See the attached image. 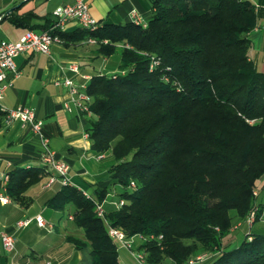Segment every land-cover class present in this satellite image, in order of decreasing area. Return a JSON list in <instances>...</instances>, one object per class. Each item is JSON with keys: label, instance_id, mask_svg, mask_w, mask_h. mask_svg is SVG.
I'll return each instance as SVG.
<instances>
[{"label": "trees", "instance_id": "16d2710c", "mask_svg": "<svg viewBox=\"0 0 264 264\" xmlns=\"http://www.w3.org/2000/svg\"><path fill=\"white\" fill-rule=\"evenodd\" d=\"M151 6L146 26L98 21L75 30L96 39L99 54L120 55L116 71L94 73L87 82V132L97 155L113 157L111 181L95 198L61 185L47 204L81 229L66 239L82 264H119L94 203L116 185L122 190L105 219L140 240L134 250L149 264L163 257L186 264L208 252L214 255L204 264H264V229L249 231L246 222L251 211L256 221L264 210V70L248 54L261 10L248 0H151ZM36 17L14 10L3 19L27 24ZM54 25L43 30L68 38ZM4 113L0 108V127ZM9 174L6 194L26 205L24 192L45 170ZM236 219L241 236L232 232Z\"/></svg>", "mask_w": 264, "mask_h": 264}, {"label": "crops", "instance_id": "0c3cea01", "mask_svg": "<svg viewBox=\"0 0 264 264\" xmlns=\"http://www.w3.org/2000/svg\"><path fill=\"white\" fill-rule=\"evenodd\" d=\"M73 1L0 0V17L10 8L18 15L28 11H34L37 15L27 24H15L4 17L0 19V29L5 27L0 33V40L16 41L29 27L43 31L55 20L53 9ZM248 1L261 10L256 27L248 34L251 41L248 54L259 67L264 62V0ZM88 3L91 16L101 24L130 22L132 9L147 21L152 12L151 0H88ZM79 27L76 20L68 21L62 30L68 38L54 41L48 53L33 51L17 55L15 63L19 73L13 77L12 85L0 100V104L7 109L29 107L35 117L43 121L40 135L34 133L31 123L4 113L0 127V197L7 195L3 175H10L17 168L42 167L45 170L41 179L24 192L29 199L28 204L23 205L8 195V201L0 199V232H9L15 238V247L9 253L3 250L0 240V264H47L48 261L50 264H82L81 252L66 239L69 233L82 235L81 229L74 226L72 216L67 218L70 223L60 225L63 212L47 204V200L62 184L56 181L47 186L46 174L50 169L41 160L43 139L47 140L48 146L59 158L69 163L68 183L93 198L97 189L110 185L108 171L113 157L109 153L99 156L92 149L91 139L87 136L89 116L80 111L75 103V95L63 81L65 78L75 82L81 80L79 74L68 68L70 63H77L81 72L90 76L116 71L114 66L108 71L104 70V67L108 68V60L114 53L110 56L99 54L98 46L88 39V33L80 37L75 31ZM98 58L102 59V64L96 63ZM119 60L120 55L117 66ZM117 201L110 190L102 204L108 209ZM38 215L43 218L44 226L38 225L35 220ZM28 219L30 222L26 226H16L17 221Z\"/></svg>", "mask_w": 264, "mask_h": 264}, {"label": "built area", "instance_id": "2783aa9c", "mask_svg": "<svg viewBox=\"0 0 264 264\" xmlns=\"http://www.w3.org/2000/svg\"><path fill=\"white\" fill-rule=\"evenodd\" d=\"M52 14L55 19L54 26H64L70 20H76L80 26H85L88 24L98 23L94 19L89 11L88 0H74L72 3L64 4L57 6L53 9ZM131 18H141L142 21L146 22L141 15L135 10H131ZM61 37H45V30L43 31H25L18 40L12 41L8 39L0 40V100L3 98V95L6 89L12 85L13 77L17 76L19 70L15 63V57L22 52H43L48 53L50 51L51 44L60 40ZM96 43V39H95ZM68 68L76 74H79L81 80L75 82L71 78H65L63 83L69 87L70 91L75 95V103L80 109L81 112L86 115H91L90 103L92 101V96L90 94H81V87H83L87 81V78L90 76L81 72L80 67L77 63H70ZM8 117L17 118L22 122H29L32 125V129L36 134H42L43 121L37 119L34 115V112L29 107H14L12 108V114ZM88 136V132H87ZM44 151L41 155V160L43 163L49 164L50 166H57V174H50V183L58 181L62 185L68 184L69 182V163L59 158L55 151L48 146L46 139H43ZM4 183V175L2 177ZM47 185V186H49ZM257 192L254 191V194ZM0 199L6 201L4 196H1ZM95 208L97 215L106 221L104 212L105 208L102 202L94 200ZM123 203H120L122 205ZM120 205H116L119 207ZM255 219V211H251L247 216L246 222L249 226L252 225ZM38 225L44 226L43 218L38 215L35 217ZM104 221V222H105ZM30 222L28 220H19L16 222L17 227L26 226ZM107 232L114 242L118 243V247H125L133 252L134 241L132 237H127L126 233L119 227H114L107 224ZM0 240L2 242L3 250L7 253L13 251L15 247V238L14 236L6 231L0 232ZM134 253V252H133ZM136 258L141 263L144 264L146 258H143L142 252H136ZM204 257L203 255L198 256L197 258H189L186 264H195ZM50 264V261L47 262Z\"/></svg>", "mask_w": 264, "mask_h": 264}, {"label": "rangeland", "instance_id": "374dc122", "mask_svg": "<svg viewBox=\"0 0 264 264\" xmlns=\"http://www.w3.org/2000/svg\"><path fill=\"white\" fill-rule=\"evenodd\" d=\"M8 22L6 21V24H7ZM4 28L5 27H2L1 29H0V33H1V31L2 30H4ZM88 35H89V33H88ZM96 44V43H95ZM97 45V44H96ZM117 59H119V52H115L110 58H109V60H108V68L106 69V67H104V70H109V68L111 69V68H113V66L117 69L118 68V66L116 65V63H118L117 62ZM102 59L101 58H98V60L96 61V63H101L102 64ZM260 70H264V62H262L260 65H259V67H258ZM108 179H109V177H108ZM263 184V179H259L258 181H257V185L259 186V188H260V186ZM113 189H112V193L113 194H117V193H119L121 190H122V188L120 187V186H118V185H116V186H113L112 187ZM261 189V188H260ZM261 191V190H260ZM259 194H260V192H259ZM237 221H234V227H233V234L235 235V236H241L243 233H244V230H243V228L241 227V225H240V219H236ZM103 221H105V220H103ZM64 222H66V223H70L69 222V220L67 219V212L65 211V212H63L62 213V216H61V218H60V225H63V223ZM104 224H105V226H106V228H107V224H109L108 222H107V220L104 222ZM110 225V224H109ZM247 229L249 230V231H252V232H255V231H258V230H261V229H264V211H262L261 212V214H260V216H259V218L256 220V221H254L253 223H252V225H251V227L249 228L248 226H247ZM240 238L241 237H239V239H237L238 241H236V242H239V240H240ZM140 240L139 239H137V238H135V241H134V245H133V252L135 253V254H137L136 252L138 251H136V250H134V246H135V244H137L138 242H139ZM115 244L118 246V244L115 242ZM132 251H130L129 249H127V248H120V247H118V257H119V261H120V264H141L138 260H137V258H136V255L133 253ZM200 255H203L204 257H202V259L201 260H199L197 263H195V264H204V263H207V261H209L210 259H211V256L212 255H214V254H212V253H199V254H197V255H195L194 257H190V258H196L197 256H200ZM144 264H149V262L147 261V260H145V262H144ZM157 264H174L173 263V260L172 259H170V258H166V257H163L162 259H161V261L159 262V263H157Z\"/></svg>", "mask_w": 264, "mask_h": 264}, {"label": "bare ground", "instance_id": "6f19581e", "mask_svg": "<svg viewBox=\"0 0 264 264\" xmlns=\"http://www.w3.org/2000/svg\"><path fill=\"white\" fill-rule=\"evenodd\" d=\"M131 21L135 22L136 24H140L142 26H146V22L142 21L141 18H131ZM57 27H59L60 30H63V28H64V26H57ZM83 27H87V28L94 27V23L93 24L85 25ZM26 31H35V30H33V29H27ZM45 37H60V35L59 34H52V33L48 32V31H45ZM91 40L94 41V39H92V38H91ZM89 79H90V76L87 78V81H86L85 85L83 87H81V94H88V92H87V82H88ZM0 108L7 115L12 114V109H7V108L3 107L1 104H0ZM44 164L47 167H49V164L48 163H44ZM50 174H57V166H50V171L47 174V185H49V183H50ZM8 181H9V175L6 174V175H4V183H3L4 189L6 188V185H7ZM87 195H89V194H87ZM3 196L5 197L6 201L9 200V197L7 195H3ZM121 202L122 201H120L118 204H120ZM132 238H133V240H135L134 237H132ZM142 256H143V258H145V255L144 254H142Z\"/></svg>", "mask_w": 264, "mask_h": 264}, {"label": "water", "instance_id": "95a60500", "mask_svg": "<svg viewBox=\"0 0 264 264\" xmlns=\"http://www.w3.org/2000/svg\"><path fill=\"white\" fill-rule=\"evenodd\" d=\"M12 10H13V8H10V9L6 10V11L2 14V16L0 17V19H2L3 17H5V16H6L8 13H10Z\"/></svg>", "mask_w": 264, "mask_h": 264}]
</instances>
